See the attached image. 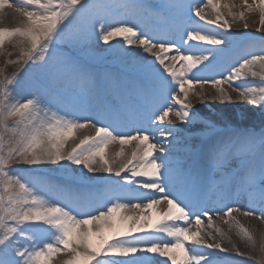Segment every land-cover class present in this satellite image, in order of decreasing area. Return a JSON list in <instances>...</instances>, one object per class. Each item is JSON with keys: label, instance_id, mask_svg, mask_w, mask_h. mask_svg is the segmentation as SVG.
<instances>
[{"label": "snow or ice", "instance_id": "obj_1", "mask_svg": "<svg viewBox=\"0 0 264 264\" xmlns=\"http://www.w3.org/2000/svg\"><path fill=\"white\" fill-rule=\"evenodd\" d=\"M242 4L236 13L234 4H223L222 11L221 0H0V18L6 8L23 17L18 26L0 27V49L6 41L20 46L10 61L19 68L0 81V264H53L61 253L66 258L57 264H214L216 252L245 255L235 243L223 246L222 230L208 229L215 216L253 240L238 217L264 220V130L215 141L205 156L210 174L201 172L198 153L176 150L183 137L177 121L215 127L195 111L190 93L203 101L211 85L212 99L231 103L227 85L236 101L264 108V87L236 84L250 76L264 84V54L241 57L226 74H199L213 68L231 42L229 18L247 29L245 12L258 8L257 30L264 31V0ZM149 17L163 26H151ZM95 41L120 57L125 79L94 74L60 51L83 53ZM33 66L52 86V98L39 91L17 97L20 75ZM64 97L72 100L66 111L54 107ZM89 129L94 134L76 135ZM70 138L78 142L69 148ZM117 142L120 151L112 157L107 149ZM232 160L239 161L235 170L228 167ZM13 164L52 166L65 176L82 166L83 187L26 179ZM101 173L108 181L95 183ZM113 177L123 184L111 183ZM129 185L148 192L145 203ZM233 192L248 199L246 210L229 202ZM193 223L196 231H190ZM156 256L165 259L150 258Z\"/></svg>", "mask_w": 264, "mask_h": 264}, {"label": "bare ground", "instance_id": "obj_2", "mask_svg": "<svg viewBox=\"0 0 264 264\" xmlns=\"http://www.w3.org/2000/svg\"><path fill=\"white\" fill-rule=\"evenodd\" d=\"M11 3H18V0H10ZM108 3H115V0H106ZM148 3L152 5H159L163 0H147ZM248 3H253V0H248ZM223 4H228L229 6L235 5L233 11L239 13L243 11L242 0H221V10L227 11L223 8ZM205 11L212 15V10L206 8ZM23 19L14 9H5L4 15L0 18V27H15L18 26L20 20ZM232 23V32L233 36L231 42L226 45L223 49V52L218 57L215 62V66L209 70L199 73L202 76H212L217 73H227V70L241 57L247 56L249 53L255 54H264L260 51L261 48H264V42H262V37H264V31H258L260 28L259 24V9L246 11L245 19L249 27L245 29L243 27V21L237 19L235 21L232 18H229ZM147 23L153 27L163 26V22L157 20L156 18L149 17ZM115 46V41L112 42ZM93 54H102L108 53L106 45L101 44L98 41L93 43V46L89 49ZM187 54V53H186ZM194 54H199L195 52ZM141 55L147 57L148 60H151V54H144L141 51ZM170 55H175V52L170 53ZM118 64H103L95 67L91 65L87 69L94 74L103 75L105 73H110L114 78L125 79L127 74L124 70V64L120 57H117ZM109 65V66H108ZM259 71V69H256ZM236 84L241 85L242 87H264V84H261L260 77H249L247 81L237 80ZM197 91H200V86H195ZM224 87L232 94L234 101L231 103L225 102L220 103L217 100L212 99L216 96V90L211 85H207L204 88L206 93L205 99L199 101L195 95L190 93V98L192 103L195 105V111L200 115L204 120H211L214 122L215 127L211 130L205 127L200 121L193 122L191 124H180L176 122L180 131L183 133V137L180 139L179 143L176 145V150L181 154H184L188 151L198 153V166L202 173L207 172L210 174L211 170L207 168V162L205 159L206 153L209 147L217 140L223 137L232 135L233 133H244L247 131H254L259 133L261 130H264V108L253 106L247 102L236 101L235 92H231V89L227 85ZM45 95L47 98H52V86L50 84H44L43 90L40 92ZM17 94V93H16ZM17 97H21L20 94H17ZM72 106V100L70 97L58 98L54 101V107H58L63 111L69 110ZM84 134H94V130H77L76 135L81 137ZM78 140L70 138L67 144V147L73 146ZM154 142V141H153ZM119 143H113L108 146V153L110 156L115 157V153L120 151ZM132 145L124 146L125 153L130 156ZM122 159V158H117ZM259 153L255 156V162L259 163ZM229 168L235 170L239 167L238 160H232L229 165ZM15 173L23 176L26 179H42L49 185H55L57 183L67 184L73 188L83 187L81 182V175L85 173L86 170L82 166H72L71 173L68 176H65L62 170H58L52 166H33L29 167L27 165L17 164L13 168ZM92 175V174H88ZM103 177V180L100 179ZM108 181L106 174H96L95 183H104ZM119 181V178L113 177L111 183L115 184ZM120 184H123L122 181H119ZM128 190L134 196H140L141 199L139 202L145 203L146 197L149 195L146 190L137 191L135 185H129ZM235 201L239 204L242 209H247L249 207L248 199L243 195H237L235 192L230 197V201ZM137 201H133L135 203ZM128 214H134L132 210H127ZM154 215V211L149 213ZM223 215V213H221ZM235 215V213H234ZM246 227L249 228L250 232L253 234V240L249 241L246 238H241L237 235L235 229L229 230V226L225 224L218 217H213L214 227L208 229L215 232L216 228H219L225 233V239L223 240L224 247H231V243L235 245L243 252L245 255L238 256L234 253L232 255H227L224 253L216 252L213 254L214 264H261L264 261V220L256 219L255 217H238ZM204 223L200 226L203 234V229L207 228V219L203 218ZM187 226V225H184ZM197 226L193 223L190 227V231H196ZM230 238V239H229ZM217 239H221L217 235ZM64 254H57L54 258L53 264H57V261L65 259ZM154 261H162L163 257H150Z\"/></svg>", "mask_w": 264, "mask_h": 264}, {"label": "rangeland", "instance_id": "obj_3", "mask_svg": "<svg viewBox=\"0 0 264 264\" xmlns=\"http://www.w3.org/2000/svg\"><path fill=\"white\" fill-rule=\"evenodd\" d=\"M60 51L68 52L70 55L77 58L86 68L91 65L97 67L107 63L112 66V64L119 63L117 62L118 56L113 53V50H109L106 54H93L89 49L81 53L79 51H72L61 47ZM19 54V45L14 42H5L3 48L0 49V81L3 80L5 75L11 76L17 71L19 65L10 63V61L16 60ZM44 84H49L45 75L38 68L34 66L29 67L27 71L22 72L20 75L16 84L15 93L20 94L21 97H25L31 92L39 91L40 93L41 90H43ZM15 166H17V164H13L12 169Z\"/></svg>", "mask_w": 264, "mask_h": 264}]
</instances>
